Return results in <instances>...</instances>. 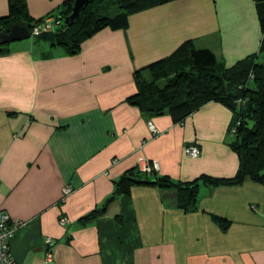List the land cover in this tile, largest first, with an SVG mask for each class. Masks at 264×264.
Returning a JSON list of instances; mask_svg holds the SVG:
<instances>
[{"label": "crops", "instance_id": "1", "mask_svg": "<svg viewBox=\"0 0 264 264\" xmlns=\"http://www.w3.org/2000/svg\"><path fill=\"white\" fill-rule=\"evenodd\" d=\"M25 1L28 15L42 19L58 15L65 0ZM8 4L0 0V17ZM262 16L264 1L170 0L129 14L124 28H101L77 54L33 39L7 45L0 54V211L20 221L10 239L15 264H264L262 183L200 184L190 210L178 205L176 187L135 183L116 193L140 159L158 160L157 175L174 182L236 174L230 108L209 101L175 121L148 116L127 98L137 90L135 71L186 43L210 49L224 68L252 55L264 63ZM149 119L159 134H151ZM189 145L197 156L185 153ZM111 196L103 213L82 219Z\"/></svg>", "mask_w": 264, "mask_h": 264}, {"label": "trees", "instance_id": "2", "mask_svg": "<svg viewBox=\"0 0 264 264\" xmlns=\"http://www.w3.org/2000/svg\"><path fill=\"white\" fill-rule=\"evenodd\" d=\"M100 1H90L69 25L65 17L71 13L74 0H65L62 9L55 15L62 21L61 25L31 38L36 44L61 47L68 54H77L82 42L101 28H124L129 14L170 0H115L121 10L111 17L99 14ZM261 1L264 0H257ZM8 9V14L0 17V30L8 31L11 25L17 23L31 31L40 21L28 15L25 0H9ZM260 27L263 33L262 51L263 16L260 17ZM7 45L0 44V54L9 50ZM183 49L186 55L179 56ZM177 52L170 58L135 71L137 90L127 101L148 116L170 114L175 121L183 120L209 101L227 106L232 111L229 144L240 156V168L229 178L202 174L189 182H174L166 175H157L158 171L148 174L136 166L126 170L116 182V193H127L135 183L155 184L164 189L176 187L178 205L190 210L197 206L200 184H237L246 177L264 184V63L257 62V55H252L231 68H224L210 49H196L191 43L184 44ZM161 81H165L162 86ZM112 198L82 219L89 220L103 213ZM213 218L223 229L228 227V220L216 215Z\"/></svg>", "mask_w": 264, "mask_h": 264}, {"label": "built area", "instance_id": "3", "mask_svg": "<svg viewBox=\"0 0 264 264\" xmlns=\"http://www.w3.org/2000/svg\"><path fill=\"white\" fill-rule=\"evenodd\" d=\"M60 18L54 15H48L40 19V21L34 25L32 30L30 31V35L37 36L44 32H50L61 25ZM147 126L152 135H157L160 133V130L154 125L152 120L147 121ZM234 129H232V132ZM200 150L196 145H189L185 148V153L188 156L195 157L199 154ZM139 169L145 173L150 174L152 171H158L160 168V164L158 160L153 159L151 161L147 159H140ZM71 187L66 185L64 187V195H68L71 192ZM68 222V219L65 216H61L59 218L60 225H65ZM20 225V221L11 220L9 216L0 211V264H15L14 258L12 256L10 250V239L15 234L17 227ZM50 239L46 240V243L49 244ZM52 251L48 249L46 254V260H52Z\"/></svg>", "mask_w": 264, "mask_h": 264}, {"label": "water", "instance_id": "4", "mask_svg": "<svg viewBox=\"0 0 264 264\" xmlns=\"http://www.w3.org/2000/svg\"><path fill=\"white\" fill-rule=\"evenodd\" d=\"M92 0H74L71 13L65 17V21L71 25L72 22L79 17L80 12ZM30 31L27 26L23 24H13L8 31L0 30V44H7L12 41H19L29 38ZM151 182V181H147Z\"/></svg>", "mask_w": 264, "mask_h": 264}, {"label": "rangeland", "instance_id": "5", "mask_svg": "<svg viewBox=\"0 0 264 264\" xmlns=\"http://www.w3.org/2000/svg\"><path fill=\"white\" fill-rule=\"evenodd\" d=\"M99 14L102 15V16H114L115 14H117L118 12H120V8H119V5L117 2H115V0H101L100 3H99ZM54 15V14H53ZM55 16V15H54ZM30 41L32 40L31 36L27 39H23L21 41ZM15 41H12L10 43H7L8 45L13 43ZM262 52H264V50H262ZM160 85H164L165 84V81H161L159 82ZM229 138H232V136H229Z\"/></svg>", "mask_w": 264, "mask_h": 264}]
</instances>
